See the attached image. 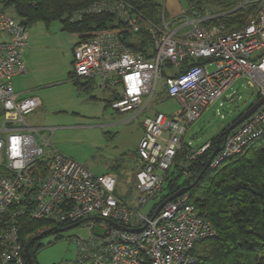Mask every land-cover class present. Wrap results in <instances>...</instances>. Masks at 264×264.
Returning a JSON list of instances; mask_svg holds the SVG:
<instances>
[{
	"label": "built area",
	"instance_id": "obj_1",
	"mask_svg": "<svg viewBox=\"0 0 264 264\" xmlns=\"http://www.w3.org/2000/svg\"><path fill=\"white\" fill-rule=\"evenodd\" d=\"M245 3L255 4L254 11L244 25L234 29L216 22L222 12L207 8L182 11L176 26L164 18L155 24L124 0H94L69 16L79 20L88 14L110 12L132 33L144 31L152 38V56L133 51L114 31L97 33L72 48L73 77H100L102 87L114 88L117 96L109 105L117 112H138L146 107L162 78V68L167 61L171 63L169 75L163 78L164 91L181 104V120L161 112L144 117V134L137 148L139 168L133 182L140 206L160 191L189 124L236 78L250 77L258 97L264 95V0L240 4ZM27 30L17 18L0 10V33L7 36L0 41L1 264H22L16 220L22 213L48 219L56 227L97 222L103 233L91 229L87 237L74 238L80 264L192 262L195 244L214 230L186 193L166 202L157 213L151 208L143 214L117 196L113 175L93 174L51 145L50 127L26 120L40 106V99L15 92L11 78L25 72L21 48L27 45ZM185 58L206 62L182 68ZM209 65L214 68L210 70ZM263 131L264 102L224 138L209 166L217 167L241 153ZM209 147L207 141L189 149L186 156L195 158ZM12 204H17L16 209L7 213ZM91 216L98 218L89 219Z\"/></svg>",
	"mask_w": 264,
	"mask_h": 264
},
{
	"label": "rangeland",
	"instance_id": "obj_2",
	"mask_svg": "<svg viewBox=\"0 0 264 264\" xmlns=\"http://www.w3.org/2000/svg\"><path fill=\"white\" fill-rule=\"evenodd\" d=\"M153 1L163 10L165 8L168 19L171 14L189 12L188 0ZM206 8L217 9L209 6ZM3 11L17 17L12 7ZM60 27L56 20L48 26L37 21L28 27V46L21 48L27 71L11 78L16 91L33 87V91L25 94L38 96L42 100V105L26 115V120L31 125L50 127L51 145L93 174L113 175L116 178L117 196L147 214L156 200L150 199L144 206H140L136 202L137 191L133 186L137 164L134 151L144 134L142 122L145 116L155 112L178 118L181 104L172 97L164 94L158 96L156 93L147 109L137 115L136 112H116L110 105L105 108V100L111 99L112 88L95 87L86 93L76 89L67 80L72 71V46L76 36ZM208 68L212 70L214 65ZM163 81V78H158V89ZM250 81L251 78L245 75L236 78L222 96L208 104L200 116L189 124L185 140L203 143L211 139L246 109L258 93L254 82L250 84ZM95 82L99 85L102 80L95 77ZM232 93L234 97L230 98ZM93 95L96 98H90ZM234 98L237 99L231 102ZM44 132L47 135L49 133L47 130ZM115 165L118 167L115 168ZM91 229L96 234L104 232L96 222L93 226L79 224L65 229L57 239L53 233L46 234L41 238L43 246L36 254L38 264H80L74 238L87 237Z\"/></svg>",
	"mask_w": 264,
	"mask_h": 264
},
{
	"label": "trees",
	"instance_id": "obj_3",
	"mask_svg": "<svg viewBox=\"0 0 264 264\" xmlns=\"http://www.w3.org/2000/svg\"><path fill=\"white\" fill-rule=\"evenodd\" d=\"M93 1L0 0V10L12 7L16 18L27 27L37 21H42L48 26L56 20L62 30L76 36V43L85 41L97 33L114 31L133 51L145 56L154 54L153 40L147 32L132 33L110 12L88 14L79 20H70L69 16L74 11ZM124 1L145 15L152 23L160 24L164 18L162 7L153 0ZM188 1L189 11L195 9L201 12L208 6L217 8L211 10L222 12L216 22L224 23L227 29L244 25L255 8V4H240L244 0ZM204 62L206 60L185 58L182 68ZM164 66L161 70L162 78L169 75L171 63L167 61ZM69 77L78 90L86 93L92 90L91 78L84 81L81 78H74L72 71ZM116 96L114 92L112 98ZM110 100L105 101V107L109 105ZM223 129L208 140L210 147L195 158L190 159L186 156L190 154L189 149L195 148L194 143L187 140L182 142L171 167L164 174L163 184L154 197L156 201L152 210L154 211L157 205L171 194L190 185L198 178L185 193L198 212L211 222L214 234L195 244L191 252L193 261L189 264H264V131L251 140L241 153L227 158L217 167L211 168L208 165L205 168L214 147L218 143L220 146L224 140ZM16 205H10L7 213L15 210ZM16 220L22 264H30L25 254L27 244L33 262L38 264L36 254L43 246L40 242L42 237L31 243L30 240L43 230L53 227V223L48 219L32 218L26 213L19 214ZM66 225L59 224L57 227H66ZM3 227L4 223L1 221L0 232ZM51 233L55 234V239L61 237L58 231ZM2 249L3 244L0 240V253Z\"/></svg>",
	"mask_w": 264,
	"mask_h": 264
},
{
	"label": "water",
	"instance_id": "obj_4",
	"mask_svg": "<svg viewBox=\"0 0 264 264\" xmlns=\"http://www.w3.org/2000/svg\"><path fill=\"white\" fill-rule=\"evenodd\" d=\"M237 98H234L231 100V102H234ZM264 102V95L262 96H259L257 95V98L246 108L244 109L242 112H240L232 122H230L224 129H223V135H224V138L228 135V133L233 130L238 124H240L243 120H245L250 114H252L262 103ZM219 140V138H218ZM220 146H219V143L216 145V147H214V149L212 150L206 164H205V168L208 167L211 159L213 158V156L216 154V152L219 150ZM204 168V169H205ZM199 177V176H198ZM198 180V178L192 182L190 185L188 186H184L182 188H180L178 191L174 192L173 194H171L169 197H167L166 199H164L162 202H160L157 207L155 208L154 210V213H157L161 208L162 206L168 202V201H171L172 199H174L175 197H177L178 195H181L182 193H185L190 187L191 185H193L196 181ZM98 217H95V216H91L89 217V219H97ZM102 219V218H101ZM104 220V219H103ZM109 223H111L112 225L114 226H117V224L111 220H107ZM80 222H76V223H73V224H69L68 226L66 227H56V226H53V227H50V228H47L45 230H43L42 232H40L39 234L33 236L30 240V243L35 241L36 239H39L41 237H43L44 235L46 234H49L53 231H58V232H61V231H64L65 229H69V228H72L74 226H77L79 225ZM25 254H26V257L27 259L29 260L30 264H35L33 262V259L29 253V250H28V244L25 246Z\"/></svg>",
	"mask_w": 264,
	"mask_h": 264
},
{
	"label": "crops",
	"instance_id": "obj_5",
	"mask_svg": "<svg viewBox=\"0 0 264 264\" xmlns=\"http://www.w3.org/2000/svg\"><path fill=\"white\" fill-rule=\"evenodd\" d=\"M162 10H163V7H162ZM182 12V11H181ZM5 13V12H4ZM163 13H164V19L166 20V21H168V22H170L171 23V26H176L177 25V21H179L180 19H178V18H180V15H176V14H171V17H170V19H168L167 17V13L165 14V8H164V10H163ZM9 15V14H8ZM12 16V15H11ZM178 19V20H177ZM32 25V24H31ZM30 26V25H29ZM28 26V27H29ZM61 28V27H60ZM187 27H184L183 29H186ZM4 38H7V36L5 35V34H2V33H0V41L2 40V39H4ZM76 43V40H75V42H74V44ZM74 44H73V46H74ZM26 46H28V34H27V45ZM73 46H72V48H73ZM25 47V46H24ZM24 64H25V62H24ZM25 67H26V65H25ZM27 70L25 69V72H26ZM24 72V73H25ZM24 73H22V74H24ZM70 73V72H69ZM83 81L85 80V79H89V78H81ZM92 79V82H93V86H92V89L93 88H95V87H100V88H104V89H106L107 87H102L101 86V83L99 84V85H96V82H95V77H93V78H91ZM67 80H70L71 82H72V80H71V78L68 76V79ZM73 83V82H72ZM75 86V85H74ZM14 88V87H13ZM109 88V87H108ZM77 89V88H76ZM15 90V89H14ZM34 90V88L33 87H28V88H26V89H23L22 91H16L15 90V92H17L18 94H20V95H25V93H28V92H30V91H33ZM115 92V89L114 88H112L111 90H110V98H112V95H113V93ZM157 93V95L158 96H160V95H162V94H164V95H166L165 94V91H164V81H163V83H162V85L160 86V88L158 89V87H157V90H156V92H155V94ZM233 95V97H234V94L232 93L231 95H230V97ZM167 96V95H166ZM93 98L92 99H94V98H96L94 95L92 96ZM168 97V96H167ZM232 97V98H233ZM91 98V97H90ZM39 99H40V97H39ZM174 99H176V98H174ZM151 100V99H150ZM177 100V99H176ZM106 101V100H105ZM178 101V100H177ZM40 102H41V104H40V106L42 105V100L40 99ZM150 102V101H149ZM148 105H149V103L147 104V106L146 107H144L141 111H138V112H136V114L135 115H137V114H139V113H141V112H143L144 110H146L147 109V107H148ZM39 106V107H40ZM105 107V106H104ZM106 108V107H105ZM117 112V111H116ZM121 113V112H120ZM155 113H157V112H155ZM154 113V114H155ZM165 114V113H164ZM151 115V114H150ZM153 115V114H152ZM1 116H0V121H1ZM177 119H180L181 120V112L180 113H178V118ZM52 134V133H51ZM108 135L109 136H111V134L110 133H108ZM184 139H186V138H184ZM187 141L188 142H190V143H192L193 144V142L192 141H190V140H188L187 139ZM208 140H206V142H207ZM205 143V142H204ZM203 143V144H204ZM203 145L202 143H194V146H195V148H193V149H196V148H198V147H200L201 145ZM198 145H200V146H198ZM134 155H135V158H136V160H137V164H136V168H135V173H136V171H137V169L139 168V157H138V153H137V149L134 151ZM118 167V165H115V168H117ZM134 176H135V174H134ZM135 189V188H134ZM125 201V200H124Z\"/></svg>",
	"mask_w": 264,
	"mask_h": 264
},
{
	"label": "flooded vegetation",
	"instance_id": "obj_6",
	"mask_svg": "<svg viewBox=\"0 0 264 264\" xmlns=\"http://www.w3.org/2000/svg\"><path fill=\"white\" fill-rule=\"evenodd\" d=\"M231 122H232V121H231ZM231 131H232V130H231ZM231 131H230V132H231ZM230 132H229V133H230Z\"/></svg>",
	"mask_w": 264,
	"mask_h": 264
}]
</instances>
